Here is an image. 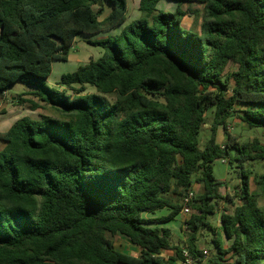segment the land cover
Masks as SVG:
<instances>
[{
  "label": "trees",
  "instance_id": "obj_1",
  "mask_svg": "<svg viewBox=\"0 0 264 264\" xmlns=\"http://www.w3.org/2000/svg\"><path fill=\"white\" fill-rule=\"evenodd\" d=\"M160 1L141 0V18L118 36L88 41L101 56L50 88L53 63L68 62L77 37L126 23L127 0H0V95L23 83L35 90L17 105L51 113L0 132V264H170V250L183 260L162 225L177 221L194 184L203 192L189 202L186 251L201 264L200 230L216 235L209 217L221 201L234 206L220 193L217 160L238 163L242 203L221 214L220 235L231 245L215 236L209 263L231 253L236 264H264V174L254 178L260 194L245 167L264 161V145L228 132L234 114L264 129V0H170L203 6L200 31L184 28L180 7L158 11ZM230 63L237 69L223 78ZM109 235L140 255L119 252Z\"/></svg>",
  "mask_w": 264,
  "mask_h": 264
},
{
  "label": "rangeland",
  "instance_id": "obj_2",
  "mask_svg": "<svg viewBox=\"0 0 264 264\" xmlns=\"http://www.w3.org/2000/svg\"><path fill=\"white\" fill-rule=\"evenodd\" d=\"M139 2L140 0H128L127 7H128V19L126 23L120 27L110 31H105L98 33L96 35L91 36H79L76 38L75 44L71 49V54L69 57L68 62H54L53 63V71L49 78L47 79V85L50 88H59L58 82L60 81L63 74L73 73L75 72L78 67L82 64L89 62L91 59H97L101 56L102 50L98 47L91 46L88 41L100 40L109 37H116L118 36L122 29L132 23L133 21L139 20L141 18V13L139 12ZM181 8L183 11L187 13V16L184 19L183 26L186 29H192L196 31H200V26L202 23V18L204 14V8L202 5L197 3H177L170 0H162L157 6V10L160 12H168V13H175L178 8ZM111 11L110 5L107 3L105 4L104 12L101 14L100 19L103 20ZM237 69V66L230 63L225 69L224 76L225 78L228 73L233 72ZM34 88H31L23 83H16L12 87H10L7 91L4 92V95H0V132H6L9 128L21 117L29 116L34 119H39L43 115H50L51 113L48 110H38V111H31L27 106H19L17 105V97L20 94L25 92L34 91ZM88 92L93 93L95 90L93 88H88ZM71 93V92H70ZM227 94H231V90L227 92ZM28 98H32V96H26ZM238 111H242L244 107L240 105L236 106ZM213 110V109H212ZM209 111L207 116V124L204 126L202 133L200 135V148L203 149L210 139V127L213 122L214 114L213 111ZM228 132L232 135L239 137L240 142H252L253 140L257 139L264 145V129L262 128H249L245 123H243L237 115L229 119V128ZM226 141V134L225 130L220 127L218 131V142L225 143ZM6 146L4 141L0 140V150H3ZM246 168L252 171V180H251V188L254 192L260 193L259 186L255 184L254 178L258 175L264 174V161H250L247 162L245 165ZM213 171L214 176L218 181L223 182V187L220 189V193L224 196H229L234 198V206L240 205L242 201L238 194L240 193L241 187V175L240 169L238 168V163H234L233 166L228 163V161L217 160L213 163ZM194 195L200 194L203 192V187L201 185L196 186L193 189ZM260 203L264 204V197L263 195L259 198ZM234 206L227 203V202H220L218 212L209 217V221L212 227L215 229L216 233L221 232V214L228 210L232 212ZM194 213V211H191ZM190 217L189 215H184L183 213L180 214L177 221L174 223H170L168 227L172 230L173 236L171 239L172 245L174 247H180L182 250L187 249V241L188 235L190 231L184 225L186 219ZM183 229L181 230V227ZM215 236L218 237L220 242H223L224 249H228V240L224 237L222 238L219 235H215L211 230L204 228L199 232V241H198V248L201 251L207 250L208 255L205 258L203 264H210L209 261L212 257L217 256V249L213 245V239ZM109 238L114 242L116 249L121 252L132 253L131 249V242L121 236L118 235L116 237ZM208 242V244H207ZM227 246V247H225ZM204 253V252H203ZM164 255L170 259H174V261L169 260L170 264H179L182 259H179L176 255L175 250H170L164 252ZM205 256V255H204ZM221 264H236L232 254H228L225 257V261L221 262Z\"/></svg>",
  "mask_w": 264,
  "mask_h": 264
},
{
  "label": "built area",
  "instance_id": "obj_3",
  "mask_svg": "<svg viewBox=\"0 0 264 264\" xmlns=\"http://www.w3.org/2000/svg\"><path fill=\"white\" fill-rule=\"evenodd\" d=\"M193 197H194V192L191 191V192L188 194V196H187V198L185 199V202H184V209H183V211H182V213H183L184 215H189V214H191V210H190V208H189V202L193 199ZM204 255H205L204 257L206 258L207 255H208V251H204ZM182 264H200V263H199V261H198L197 259L192 258V257L189 255V253H188L187 251L184 250V259H183V261H182ZM201 264H203V263H201Z\"/></svg>",
  "mask_w": 264,
  "mask_h": 264
},
{
  "label": "crops",
  "instance_id": "obj_4",
  "mask_svg": "<svg viewBox=\"0 0 264 264\" xmlns=\"http://www.w3.org/2000/svg\"><path fill=\"white\" fill-rule=\"evenodd\" d=\"M141 1V0H140ZM127 2H128V0H127ZM139 4H140V2H139ZM138 7H139V5H138ZM139 9V8H138ZM196 186H198V184H194V187L193 188H196ZM167 213V211L166 210H163V211H160V212H158V213H156L155 215H148V218L149 217H152V218H155V217H160V216H162V215H164V214H166ZM172 223H174V222H172ZM170 223H168V224H165V225H162V226H164V227H168V225H169ZM217 235H220L221 234V232L220 233H216ZM221 236V235H220ZM223 238V237H222ZM226 239V238H225ZM228 240V239H227ZM223 243V242H222ZM207 244H208V242H207ZM228 244H230L231 245V242H230V240H228ZM115 245V244H114ZM131 245H132V247L130 248L129 247V249H131V251H132V253H126V252H122V253H125V254H129V255H132V256H139L140 255V252H141V249L138 247V246H135L134 244H132L131 243ZM230 245H228V247L227 246H225V247H227V248H229L230 247ZM224 246V245H223ZM116 247V246H115ZM204 251H207V250H204ZM203 251V252H204ZM119 252H121V251H119ZM163 256L166 258V259H168L165 255H164V253H163ZM168 260H171V261H174V259H172V258H170V259H168ZM183 261V260H182ZM182 261L179 263V264H182Z\"/></svg>",
  "mask_w": 264,
  "mask_h": 264
},
{
  "label": "water",
  "instance_id": "obj_5",
  "mask_svg": "<svg viewBox=\"0 0 264 264\" xmlns=\"http://www.w3.org/2000/svg\"><path fill=\"white\" fill-rule=\"evenodd\" d=\"M52 39H53V40H57V39L54 38V37H53ZM62 43H63L62 41H59V44H60V45H62Z\"/></svg>",
  "mask_w": 264,
  "mask_h": 264
}]
</instances>
